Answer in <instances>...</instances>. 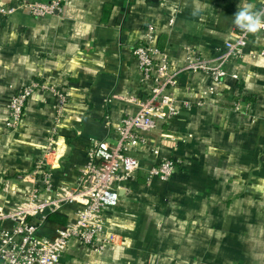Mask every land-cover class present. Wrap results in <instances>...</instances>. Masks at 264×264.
<instances>
[{
	"label": "crops",
	"instance_id": "1",
	"mask_svg": "<svg viewBox=\"0 0 264 264\" xmlns=\"http://www.w3.org/2000/svg\"><path fill=\"white\" fill-rule=\"evenodd\" d=\"M35 1L50 0H0V8ZM261 1L66 0L58 16L35 18L27 9L0 16V210L27 198L30 173L56 123V98L39 93L9 129L15 92L32 80L69 92L52 180L56 188L75 187L92 142H115L122 119L151 93L134 56L147 26L175 68L190 52L217 60L236 14L248 4L259 10ZM262 48L258 30L249 49ZM226 72L219 84L203 72L181 73L180 114L159 120L149 144L132 153L143 169L105 211L126 243L99 253L73 240L61 264H264V56L232 61ZM156 148L182 165L170 180L148 184ZM75 208L59 212L69 221ZM58 228L47 221L41 235Z\"/></svg>",
	"mask_w": 264,
	"mask_h": 264
},
{
	"label": "built area",
	"instance_id": "2",
	"mask_svg": "<svg viewBox=\"0 0 264 264\" xmlns=\"http://www.w3.org/2000/svg\"><path fill=\"white\" fill-rule=\"evenodd\" d=\"M65 2L15 3L1 7L0 16H10L19 9L29 10L35 18L58 16L62 14ZM260 9H264V0ZM260 30L264 31V28ZM251 34L235 23L225 43V51L217 60L190 52L185 64L175 68L158 46L155 28L149 24L144 44L134 49V56L142 72V80L152 84L151 93L147 99L136 102V113L122 119L115 142H92L75 187L56 188L52 180V160L59 151L57 124L61 122L70 102L69 92L36 80L15 92L9 103L10 116L6 123L9 129H16L21 124L28 101L39 93L56 98V123L30 173L32 189L27 198L8 210H0V223H11L10 228L0 227V264H61L73 240L99 253L124 245L126 240L113 231L105 211L109 206L116 205L115 192L125 183L135 180L143 169L142 160L132 153L149 144L148 134L156 129L159 120H170L180 114L175 97L178 76L183 72H203L210 75L214 83H221L227 76L226 66L230 62L264 56V48L249 49ZM233 78L238 80L239 75L234 74ZM212 91V88L204 91L196 103L205 104L204 97ZM154 153L159 159L147 170L148 184L154 179L170 180L178 166L182 165L181 160L161 157L159 148ZM69 204L76 205L69 221L60 226L53 236H42L41 230L49 215Z\"/></svg>",
	"mask_w": 264,
	"mask_h": 264
},
{
	"label": "clouds",
	"instance_id": "3",
	"mask_svg": "<svg viewBox=\"0 0 264 264\" xmlns=\"http://www.w3.org/2000/svg\"><path fill=\"white\" fill-rule=\"evenodd\" d=\"M251 4L246 5L236 14V23L248 32L255 33L264 28V9L252 11Z\"/></svg>",
	"mask_w": 264,
	"mask_h": 264
},
{
	"label": "trees",
	"instance_id": "4",
	"mask_svg": "<svg viewBox=\"0 0 264 264\" xmlns=\"http://www.w3.org/2000/svg\"><path fill=\"white\" fill-rule=\"evenodd\" d=\"M48 221L56 223L59 227L65 225L68 222L67 216L62 212L50 214L48 217Z\"/></svg>",
	"mask_w": 264,
	"mask_h": 264
}]
</instances>
